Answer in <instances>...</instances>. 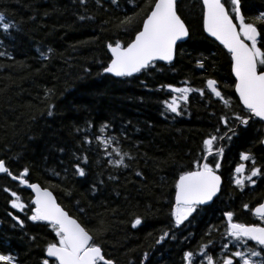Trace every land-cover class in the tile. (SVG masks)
<instances>
[{
	"label": "trees",
	"instance_id": "1",
	"mask_svg": "<svg viewBox=\"0 0 264 264\" xmlns=\"http://www.w3.org/2000/svg\"><path fill=\"white\" fill-rule=\"evenodd\" d=\"M242 2L246 19L260 28L264 22L252 18L264 12V0ZM176 8L191 35L178 44L174 61L115 78L102 71L111 59L107 45L118 40L126 46L134 38L145 0H0V13L16 25L0 32V52L6 53L0 56V159L13 175L27 168L29 183L51 190L114 264H185L183 253L196 254L200 245L219 260L235 250L221 247L230 240L223 235V212L233 211L238 222H260L243 204L252 209L264 200L263 123L236 121L250 114L235 94L230 55L202 29L201 1L177 0ZM125 17L131 21L122 23ZM208 79L217 81L227 106L210 93ZM169 84L192 89L180 114L161 103L175 94ZM104 124L102 135L115 136L114 146L129 154L127 167L109 164L119 157L105 155L94 139L84 142ZM210 135L218 139L207 162L219 160L223 187L211 204L175 226V181L203 156ZM216 149L223 150L219 156ZM245 152L261 172L254 185L241 188L233 182L236 166L243 163L246 173L253 167L252 159H240ZM77 163L84 176L76 173ZM12 192L23 210L12 206ZM32 199L20 182L0 174V252L12 255L14 264H43L47 244L58 239L51 225L29 219ZM137 217L141 223L133 227ZM164 232L168 236L157 243Z\"/></svg>",
	"mask_w": 264,
	"mask_h": 264
},
{
	"label": "snow or ice",
	"instance_id": "2",
	"mask_svg": "<svg viewBox=\"0 0 264 264\" xmlns=\"http://www.w3.org/2000/svg\"><path fill=\"white\" fill-rule=\"evenodd\" d=\"M81 2L83 3L84 0ZM145 4L142 27L135 31L134 38L126 46L118 40L107 45L111 52V59L107 66L102 68L104 73H111L117 77H130L134 73L154 66L158 60L171 62L176 53L177 43L184 42L186 38L190 37L188 25L177 12L176 0H145ZM201 5L202 29L210 37L219 41L230 53L231 71L235 76V91L239 94L240 102L250 114L236 115V121L242 125H247L251 117L264 121V23L258 28L256 23L246 19L242 0H201ZM252 19L264 22V12H260L257 17ZM130 21V17H125V21L122 23ZM15 28V23L0 13V32L9 33ZM258 39L260 46H258ZM5 54V52H0V56ZM40 55L44 56L45 53H40ZM197 64L203 68L201 60H198ZM206 84L210 93L223 100L227 106L228 101L224 100L217 87V81L208 79ZM165 87L178 95H171L170 99L161 102L162 105L166 111L180 114L181 102H187L188 93L192 89L189 87L178 88L171 84ZM196 91H199L201 95L204 93L203 89ZM161 114L163 115V113ZM221 120L225 124L228 123L226 117H221ZM88 127L90 128L92 125ZM107 128V124L101 125L98 134L91 138L86 135L84 142L91 144L94 139L104 149L105 155L111 157L115 154L119 157L115 160L109 159V164L127 167L124 158L129 154L121 153L119 147L114 146L116 145L115 136L102 135ZM229 131L233 135L236 134L234 128L230 127ZM228 138L231 139L230 136ZM217 139L218 137L215 135L205 138L203 140V156L193 161V167L181 171L175 181L174 204L171 208L175 226L188 220L193 213L197 212L198 208L213 201V198L220 192L221 176L217 174V170L221 166L220 162L219 160H216L214 164L207 162L208 156L213 152V143ZM215 151L219 156L223 150L216 149ZM83 159L85 162L87 161L86 156ZM240 159L243 161L252 159L253 167L250 173L245 176L243 175L245 165L238 164L235 173L239 175L233 182L241 188L245 181L254 185L256 181L252 178L259 175L261 170L255 166V161L249 153H241ZM74 167L78 175L84 176V169L78 163ZM27 172L28 169L24 168L18 175H13L6 165L5 159H0V173L19 180L21 184H26L35 192L33 199L35 207L32 209L29 219L49 222L56 238H58L55 242L47 244V257L54 258L56 264H114L113 260L106 258L103 246L94 239L89 230L71 217L56 202L55 197L47 188H41L36 183L30 184L24 178ZM12 196L16 197L11 201L12 206L23 210L24 204L19 202L17 193L12 192ZM243 208L251 211L260 222H238L234 220L233 211L223 212V235L229 237L230 240L223 243L221 247L222 250L228 249L229 244H232L235 250L230 255L225 254L222 259L214 260L213 256L206 251L207 245H200V253L207 264H264V202L252 209H249V205L245 203ZM15 219L21 225L23 224L19 217H15ZM140 223L141 220L137 217L133 222V227ZM166 236H168V232H164L157 243L164 240ZM249 242H254V246H250ZM208 244H212V241L209 240ZM144 255L146 258L147 253ZM194 256L193 251H185L183 260L186 264H195ZM0 264H14L13 256L0 252ZM43 264H50L49 259H45Z\"/></svg>",
	"mask_w": 264,
	"mask_h": 264
},
{
	"label": "water",
	"instance_id": "3",
	"mask_svg": "<svg viewBox=\"0 0 264 264\" xmlns=\"http://www.w3.org/2000/svg\"><path fill=\"white\" fill-rule=\"evenodd\" d=\"M201 1V0H200ZM176 3H177V0H176ZM205 33V32H204ZM205 35L206 36H208L209 38H211V39H213V40H215L218 44H220V42L219 41H217L214 37H210L207 33H205ZM188 38H186L185 40H184V42L187 40ZM180 43H183V42H178L177 43V46H178V44H180ZM223 48H224V50L228 53V51H227V49L222 45V44H220ZM109 50V49H108ZM109 53H110V56H111V52H110V50H109ZM229 55H230V53H228ZM230 58H231V55H230ZM174 59H175V55H174V58H173V60L171 61V62H168V61H156V62H161V63H165V64H170V63H172L173 61H174ZM105 74H108V75H110V76H112V77H115V78H122V77H117V76H115L114 74H111V73H105ZM137 73H134L132 76H134V75H136ZM232 76H233V79L235 80V76H234V73L232 72ZM125 77H128V76H125ZM210 91V90H209ZM234 91H235V88H234ZM235 94H236V96H237V98L239 99V94L235 91ZM214 95V94H213ZM215 96V95H214ZM216 97V96H215ZM218 98V97H217ZM240 101V100H239ZM241 103V105L243 106V104H242V102H240ZM244 107V106H243ZM259 119V118H258ZM264 122V121H263ZM263 141H264V136H263ZM262 145H263V147H264V142H262ZM0 174H3V173H0ZM218 174V173H217ZM219 175V174H218ZM26 176V175H25ZM14 180V179H13ZM15 181H18L19 182V180H15ZM31 184V183H30ZM37 184V183H36ZM31 194H32V196H33V199H34V197H35V192H34V190H32L31 188H29L26 184H22ZM39 185V184H38ZM222 185H223V180H222V177H221V187H222ZM41 188H43L41 185H39ZM48 189V188H47ZM49 190V189H48ZM52 194H53V192L51 191V190H49ZM219 193V192H218ZM218 193H217V195H218ZM53 196L55 197V199H56V202L59 204V202H58V200H57V198H56V196L53 194ZM215 198V197H214ZM214 198H213V200H214ZM33 199H32V203H33ZM211 202V201H210ZM263 202H264V200H263ZM34 205V204H33ZM60 205V204H59ZM61 206V205H60ZM34 207H35V205H34ZM62 207V206H61ZM63 208V207H62ZM64 209V208H63ZM65 210V209H64ZM66 211V210H65ZM67 212V211H66ZM68 213V212H67ZM69 214V213H68ZM71 216V215H70ZM72 217V216H71ZM74 218V217H73ZM40 222H43V223H46V224H49L50 225V223L49 222H47V221H40ZM46 256H47V252H46ZM48 259H51V260H54L55 261V259L54 258H49V257H47Z\"/></svg>",
	"mask_w": 264,
	"mask_h": 264
},
{
	"label": "rangeland",
	"instance_id": "4",
	"mask_svg": "<svg viewBox=\"0 0 264 264\" xmlns=\"http://www.w3.org/2000/svg\"><path fill=\"white\" fill-rule=\"evenodd\" d=\"M175 95H178L177 93H175ZM214 146H215V142L213 143V149H214ZM249 173H246V171L244 170V173L243 175L247 176ZM239 175V174H234V177L236 178V176ZM247 182V181H246ZM248 183V182H247ZM208 249L206 248V251ZM194 261H195V264H207V261L206 260H203V257H202V254L200 253V251L198 253L195 254L194 256ZM186 264V262H185Z\"/></svg>",
	"mask_w": 264,
	"mask_h": 264
}]
</instances>
